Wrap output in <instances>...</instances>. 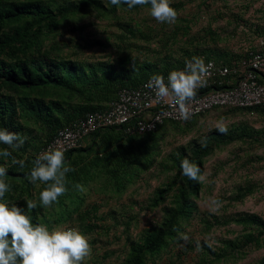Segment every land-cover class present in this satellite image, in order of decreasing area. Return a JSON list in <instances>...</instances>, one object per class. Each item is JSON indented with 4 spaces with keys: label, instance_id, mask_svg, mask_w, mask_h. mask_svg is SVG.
Instances as JSON below:
<instances>
[{
    "label": "trees",
    "instance_id": "1",
    "mask_svg": "<svg viewBox=\"0 0 264 264\" xmlns=\"http://www.w3.org/2000/svg\"><path fill=\"white\" fill-rule=\"evenodd\" d=\"M199 1L197 10L200 12L201 7L210 9L213 3L221 2L225 8L231 3H239L240 13L232 14L235 28L226 35L234 37L236 30L242 28L251 36L264 38V0L263 8L255 11L261 14L255 22L246 19V13L261 0ZM170 6L177 11L178 17L166 31V23L156 30L146 23V19L136 20L140 14L150 15V4L130 9L125 3L113 5L110 0H0V129L25 138L20 148L0 143V152L7 149L12 153L10 157L0 156V166L7 170L4 179L10 185L4 202L28 211L27 201H35L37 207L30 210L33 223L46 224L50 230L60 226L76 227L86 237L108 238L116 226H122L127 252L118 264H155L164 255H170L171 247H181L177 251L179 257L196 251L199 264L244 258L264 248L262 216L250 212L200 215L197 200L203 182L183 176L180 167L181 161L188 158L200 167L203 175L205 164L221 147L242 143L252 149L254 145H264V128L254 129L241 123L228 129L227 134L214 129L170 153L164 161L167 163L158 164L163 140L175 131L189 134L198 120L210 112L185 124L165 122L155 131L140 136H128L121 127L105 128L88 135L84 147L65 154V166L73 171L66 174V193L50 207H43L39 201V194L47 185L40 181L30 183L27 178L39 150L60 130L88 114L105 111L119 90L136 88L153 75L165 78L171 71L185 67V62L193 57L204 56L217 64L232 66L239 55L219 47L222 39L216 31L208 27L201 34H192L198 23L197 15L179 16L186 10V2H173ZM89 14L106 19L116 27L118 32L113 35L112 42L96 39L88 42L102 49L112 48L113 57L73 58V52L68 55L63 51L75 49V44L70 40L55 41L66 24H71L72 31L81 32L83 27L75 24ZM152 44L155 47L152 48ZM215 110L264 118L261 107ZM13 158L23 160L25 166L21 168L13 163ZM263 161L264 156H254L244 160L241 166L246 169L254 162ZM156 165L162 172L172 173L154 191L147 205L151 211L161 210L159 224L143 229L133 237L130 229L137 224L136 216L129 214L127 217L125 213L115 212L98 216L100 207L97 205L83 210L85 198L94 184L103 194L122 196L141 175ZM77 184L82 185L84 191H79ZM258 189L257 184L246 180L222 198L227 203L225 209L243 204ZM133 205L136 203L129 209L132 210ZM106 217L113 220V226H102ZM196 217L201 223L202 237L210 235L214 228L229 225L241 227V231L234 238L217 239L218 246H211L205 240L184 241L182 236H189L187 229ZM95 243H100L99 239L89 241V244ZM167 262L172 264L171 260ZM82 264L87 262L82 261ZM256 264H264V257Z\"/></svg>",
    "mask_w": 264,
    "mask_h": 264
},
{
    "label": "rangeland",
    "instance_id": "2",
    "mask_svg": "<svg viewBox=\"0 0 264 264\" xmlns=\"http://www.w3.org/2000/svg\"><path fill=\"white\" fill-rule=\"evenodd\" d=\"M183 1L186 2V10L182 11L179 16L197 15L198 23L194 27L192 34H201V32L208 27L216 31L222 39L219 47L224 48L227 51L238 52L236 47H240L245 41L251 37L248 32H243L242 28L236 30V36L229 37L227 31L235 28L234 17L232 14H239L241 11V5L239 3H231L229 7L225 8L221 2L213 3L210 5L209 1L206 4L210 5V9L202 8V12L197 10V6L200 1L190 0H173V2ZM263 1H259L253 4L248 13H246V19L255 20L260 19L261 14L256 13V10L263 8ZM146 19L149 26L159 30L161 28V22H158L147 13H143L136 17L137 21ZM176 23V21H175ZM174 23H166L167 27H164L166 31H169ZM71 24H66L61 32V35L57 36V42H63L70 40L75 44V49L67 48L63 53L70 54L73 58L98 60L113 57L114 50L112 48L102 49L99 46L88 44L92 40H101L102 42H112L113 35L117 34L116 27L108 20L99 18L95 14H89L80 18L75 25L83 27L81 32L72 31ZM53 44V42H52ZM151 47H155L154 44ZM77 52V55L74 53ZM133 55H137L133 53ZM151 55V54H150ZM143 57L139 58L142 59ZM241 123H247L254 129L264 128V118L255 114H241V113H229L227 110H215L198 120L196 126L189 132V134H181L178 131L172 132L167 136L161 145V155L158 158V164L168 160V155L177 148L185 146L190 140L199 138L201 135L217 129V125L223 124L228 129L233 126H237ZM264 156V145H254V148H249L248 145L242 143L232 144L230 146L221 147L215 151L214 157L205 164L203 189L197 200V205L200 215L203 213L217 214V215H230L237 212H250L256 213L264 218V161L248 165L246 169L242 168L241 164L244 160L254 157ZM167 163V162H164ZM172 173H164L161 168L156 165L151 168L147 173L141 175L140 179L122 195L107 193L103 194L100 191L101 188L94 184V188L87 194L84 203V209L89 208L92 205L100 207L98 210V216H103L111 212L125 213L128 217L129 214L136 216L137 224L132 226L130 233L133 237L146 228L153 225H157L161 222L162 212L160 209L149 210L147 205L149 199L152 197L154 191L170 177ZM246 180L255 183L259 186L256 193L249 197L243 204L235 207L225 209L226 201L222 199L229 193L234 191L239 185L243 184ZM98 190V191H97ZM215 197L222 202V206L219 210L213 211L210 198ZM132 206V210L129 207ZM226 210V211H225ZM127 214V215H126ZM107 216V215H106ZM123 218V219H127ZM121 219V218H120ZM102 226H113V220L109 217L101 223ZM66 227V226H60ZM76 228V227H74ZM201 223L199 217H196L192 221V225L187 229L189 233L188 240H205L209 242L211 246H218L217 239L221 238H234L240 231L241 227L235 225H229L228 227H218L212 229L210 235L207 237L200 236ZM78 229V228H76ZM122 226H116L113 229V234L106 238L105 236L97 237L95 235H89L87 238L90 240L96 238L100 243L90 244L91 251L89 255L84 259L87 264H118L122 258H124L127 248L124 245ZM116 235V236H115ZM105 241L111 242L107 245ZM181 247L172 248L169 256H163L162 260L157 261L155 264H167L168 260H171L172 264H199V255L196 251L189 253L188 255H179L177 251ZM112 252V253H110ZM110 253V254H109ZM109 254V255H108ZM262 257H264V248L248 254L244 258L229 259L228 261H220L214 264H256Z\"/></svg>",
    "mask_w": 264,
    "mask_h": 264
},
{
    "label": "clouds",
    "instance_id": "3",
    "mask_svg": "<svg viewBox=\"0 0 264 264\" xmlns=\"http://www.w3.org/2000/svg\"><path fill=\"white\" fill-rule=\"evenodd\" d=\"M110 3H125L130 9L150 4V15L161 23H175L178 17L177 11L170 6L173 0H110ZM213 67L212 62L206 64L203 58L193 57L185 62L183 70L171 71L167 82L162 75H153L145 87L153 90L158 99L173 101L178 106L181 119L187 120V105L195 99L197 89L206 86ZM216 130L221 134L228 132L223 124L217 125ZM0 143L20 148L25 138L0 129ZM11 155L7 149L0 152L3 157ZM13 163L21 168L25 166L23 160L13 158ZM65 163V153L60 147L39 154L33 162L27 178L30 183L40 181L47 185L39 194L43 207L52 206L58 197L66 193V174L73 169L66 167ZM180 167L182 175L192 181L202 182L205 179L200 167L188 158L181 161ZM6 175V167L0 166V264H82L91 251L88 238L76 228L66 226L50 230L46 224H34L30 210L37 207L35 201H27L28 211L14 203L4 202L5 194L10 191V185L4 179ZM76 188L84 191L82 185L77 184ZM210 203L213 211L222 206V202L215 197L210 198ZM182 239L188 241L189 237L183 235Z\"/></svg>",
    "mask_w": 264,
    "mask_h": 264
},
{
    "label": "built area",
    "instance_id": "4",
    "mask_svg": "<svg viewBox=\"0 0 264 264\" xmlns=\"http://www.w3.org/2000/svg\"><path fill=\"white\" fill-rule=\"evenodd\" d=\"M237 54L239 57L230 67L201 57L214 67L206 86L198 88L195 99L188 103L187 120L181 119L173 101L158 99L153 90L145 87L149 78L136 88L119 90L105 111L88 114L60 130L36 156L56 147L62 148L65 154L84 147L85 137L105 128L121 127L128 136H140L155 131L165 122L185 124L217 108L264 109V38H255L251 47Z\"/></svg>",
    "mask_w": 264,
    "mask_h": 264
},
{
    "label": "crops",
    "instance_id": "5",
    "mask_svg": "<svg viewBox=\"0 0 264 264\" xmlns=\"http://www.w3.org/2000/svg\"><path fill=\"white\" fill-rule=\"evenodd\" d=\"M253 21V20H252ZM255 38L257 37H254V36H251L249 37L245 43H243L240 47H236V50H238V52L236 51L235 53H240L242 52L243 50H245L246 48L248 47H251L254 43H255Z\"/></svg>",
    "mask_w": 264,
    "mask_h": 264
}]
</instances>
